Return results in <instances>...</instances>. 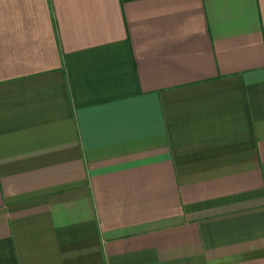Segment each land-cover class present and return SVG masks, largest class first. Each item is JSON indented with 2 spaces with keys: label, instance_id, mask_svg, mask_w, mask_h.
I'll list each match as a JSON object with an SVG mask.
<instances>
[{
  "label": "crops",
  "instance_id": "obj_1",
  "mask_svg": "<svg viewBox=\"0 0 264 264\" xmlns=\"http://www.w3.org/2000/svg\"><path fill=\"white\" fill-rule=\"evenodd\" d=\"M0 264H264V0H0Z\"/></svg>",
  "mask_w": 264,
  "mask_h": 264
}]
</instances>
